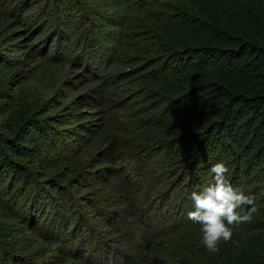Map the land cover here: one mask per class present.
<instances>
[{
    "label": "trees",
    "instance_id": "obj_1",
    "mask_svg": "<svg viewBox=\"0 0 264 264\" xmlns=\"http://www.w3.org/2000/svg\"><path fill=\"white\" fill-rule=\"evenodd\" d=\"M41 42L74 75L0 130V264L49 257L25 218L99 227V203L121 264H264V0H0V111ZM217 162L256 211L210 252L187 213Z\"/></svg>",
    "mask_w": 264,
    "mask_h": 264
},
{
    "label": "rangeland",
    "instance_id": "obj_2",
    "mask_svg": "<svg viewBox=\"0 0 264 264\" xmlns=\"http://www.w3.org/2000/svg\"><path fill=\"white\" fill-rule=\"evenodd\" d=\"M42 45L41 42L37 47L27 49L26 55L19 63V70L8 79L5 87L7 95L2 99L4 105L3 111H0V130H5L4 121L8 113H18L19 108L31 110L47 99L57 98L65 92L69 84L66 80L74 75L75 56L68 57L58 53L53 59L45 55V51L41 49ZM98 207L103 217L99 227L85 218L82 212L81 218H77L71 228L58 227V224L56 227H47L48 223L41 226V221H44V213L41 214L43 209L35 212L32 221L25 218L24 224L39 240H43V235L46 236L39 246L51 255L30 259L28 264H42L46 261L56 264L63 258H67L66 264H121L124 257L119 251L114 252V249L117 247V250H122V247L116 244L117 236L110 229L116 225L114 214L106 210L102 203H99ZM54 243H57V249Z\"/></svg>",
    "mask_w": 264,
    "mask_h": 264
},
{
    "label": "clouds",
    "instance_id": "obj_3",
    "mask_svg": "<svg viewBox=\"0 0 264 264\" xmlns=\"http://www.w3.org/2000/svg\"><path fill=\"white\" fill-rule=\"evenodd\" d=\"M212 180L198 191L191 192L189 199L193 209L187 217L201 226L202 242L210 252H218V244L231 240L232 227L251 223L256 208L245 211L246 205L254 204V197L234 188L227 179L229 168L217 162L210 168Z\"/></svg>",
    "mask_w": 264,
    "mask_h": 264
}]
</instances>
